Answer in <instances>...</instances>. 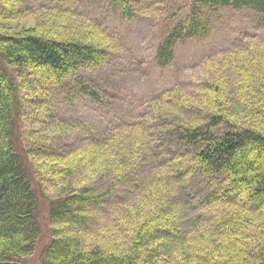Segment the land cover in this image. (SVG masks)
I'll return each instance as SVG.
<instances>
[{"label":"trees","instance_id":"trees-1","mask_svg":"<svg viewBox=\"0 0 264 264\" xmlns=\"http://www.w3.org/2000/svg\"><path fill=\"white\" fill-rule=\"evenodd\" d=\"M109 1L126 19L135 17L131 0ZM2 2L13 6L11 0ZM222 8L250 10L264 20V0H190L185 21L158 45L156 65L170 66L176 45L185 39H206L207 14L217 17ZM110 44L96 29L75 24L61 12L32 27L0 30V264H23L41 237L30 171L57 195L48 203L53 228L41 251L45 264H264V56L247 49L229 53L214 66L213 76L194 92V106L178 89L161 96L156 111L169 126L160 137L173 138V151L160 155L162 172L134 200L119 202L111 227L98 228L93 237L79 232L90 220L86 208L129 182L150 144L142 143L137 125L133 134L88 138L83 147L65 153L52 152L42 139L23 150L21 94L31 99L84 67H101ZM225 71L230 81L219 77ZM75 83L82 95L99 101L82 80ZM183 168L223 178L198 203L210 214L202 223L183 218L165 181L174 174L181 179Z\"/></svg>","mask_w":264,"mask_h":264},{"label":"rangeland","instance_id":"rangeland-1","mask_svg":"<svg viewBox=\"0 0 264 264\" xmlns=\"http://www.w3.org/2000/svg\"><path fill=\"white\" fill-rule=\"evenodd\" d=\"M11 2L13 6L5 7L0 0V30L9 32L32 27L38 20L61 12L69 14L75 24L96 29L111 43L108 59L101 67H84L75 77L41 90L31 99L21 94L24 98L20 114L23 150L32 147V140L42 139L52 152L65 153L83 147L88 138H98L112 132L129 131L133 134L137 125H141L136 132L143 138L142 143L150 144L140 155L130 181L116 189L114 196L97 206L86 208L90 220L79 232L90 237L95 236L98 228L111 227L120 208L119 202L134 200L148 180L162 172L160 155L173 151V138L162 140L160 137L164 127L169 126L165 115L156 111L161 96L178 89L194 106V92L213 76L214 66L226 55L247 49L250 50L247 52L249 54L264 56L263 16L250 10L222 8L218 10L217 17L207 14L211 26L208 37L204 40L185 39L178 43L171 65L159 68L155 61L157 47L170 29L185 21L190 0H131L135 11V17L131 20L123 17L109 0ZM260 66L264 72V60ZM225 72H221L219 77L230 81ZM75 79L82 80L91 88L100 97L99 101L94 102L82 95ZM198 114L183 113L185 117L202 119L203 114ZM168 142L170 146L166 145ZM30 173L38 200L37 220L41 237L35 253L23 264H45L41 251L52 236L53 228L47 217L48 203L57 195L42 181L43 178L41 180L38 174ZM174 176L169 175L165 181L171 189L173 201L181 204L183 218L187 222H204L210 214L200 210L198 203L220 187L222 176H210L190 168L184 170L181 179ZM225 213L224 216H227ZM181 230L177 228L179 233Z\"/></svg>","mask_w":264,"mask_h":264}]
</instances>
